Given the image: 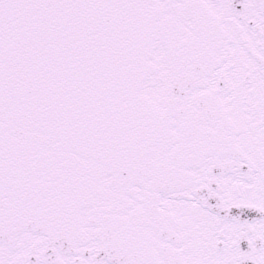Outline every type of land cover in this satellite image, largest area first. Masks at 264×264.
<instances>
[{
  "label": "snow or ice",
  "instance_id": "snow-or-ice-1",
  "mask_svg": "<svg viewBox=\"0 0 264 264\" xmlns=\"http://www.w3.org/2000/svg\"><path fill=\"white\" fill-rule=\"evenodd\" d=\"M0 264H264V0H0Z\"/></svg>",
  "mask_w": 264,
  "mask_h": 264
}]
</instances>
